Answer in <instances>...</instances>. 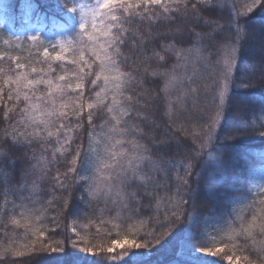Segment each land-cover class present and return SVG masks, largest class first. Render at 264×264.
<instances>
[{
    "label": "snow or ice",
    "instance_id": "6c2138e0",
    "mask_svg": "<svg viewBox=\"0 0 264 264\" xmlns=\"http://www.w3.org/2000/svg\"><path fill=\"white\" fill-rule=\"evenodd\" d=\"M75 4L0 0V17L30 30L15 38V48H23L25 41L39 44L44 59L38 62L48 66L29 71L18 57L0 53V61H11L7 72L0 68V176L5 185L15 175L3 171L9 155L13 168L22 165L16 186L3 190V211L12 217L11 225L34 228L28 251L54 255L62 264H86L88 255L76 252L95 257L93 264H140L143 257L133 249L150 255L158 247L170 249L167 264H187L185 250L217 255L223 247H208L193 228L200 194L206 193L233 205L224 244L240 252L235 264L241 257L246 264H264V180L257 192L248 188L241 196L230 195L225 186L229 167L238 163V146L254 133L264 138V122L259 127L249 122L264 120V102L258 113L245 111L253 103L252 90H264V42L259 59L244 60L245 44L257 34L249 13L259 8L264 14V0H251L240 12L231 0ZM66 14L77 21L71 39L41 40L44 22L57 27ZM4 43L11 48L14 42L10 37ZM233 102L239 107L233 108ZM210 148L218 161L211 185L199 170ZM259 167L264 171V162ZM249 194L259 200H249ZM17 209L22 220L15 218ZM79 211L87 214L85 229L97 219L111 227L106 233L99 227L96 233H81L74 226ZM33 216L38 227L31 224ZM70 218L73 225L65 226L62 239H54ZM2 227L7 235L9 223ZM113 228L117 235L127 230L137 237L146 230L145 238L108 244ZM117 247L121 251L111 255ZM252 250L258 259L245 254ZM11 252L10 247L0 252V264H12ZM226 259L233 264L231 255Z\"/></svg>",
    "mask_w": 264,
    "mask_h": 264
},
{
    "label": "trees",
    "instance_id": "16d2710c",
    "mask_svg": "<svg viewBox=\"0 0 264 264\" xmlns=\"http://www.w3.org/2000/svg\"><path fill=\"white\" fill-rule=\"evenodd\" d=\"M4 3H9L10 0H3ZM40 3H52L54 0H38ZM93 2V0H76V7H80L81 5H87ZM232 3L236 4V11H246L245 4L250 3L251 0H231ZM71 6V5H70ZM230 11V9H229ZM227 15V13H225ZM249 17L253 26L256 29V36L249 39L244 47V60L245 63L259 59L261 55V44L264 42V14H261L260 9L257 8L254 12L249 13ZM223 23V21H221ZM0 24H4L5 26L0 29V53H5V55H11L13 57H18L21 63L26 64L29 67V71L31 67H36L38 70L43 67L45 70H48V66L42 64L38 61H43L44 57L42 55L43 48L37 45H31L27 41L24 42V47L17 49L15 48V38L17 36L24 37L27 32L30 31L27 29V26H22L20 23H11L5 21L3 17H0ZM39 27V26H38ZM77 27V21L70 14H66L63 20H60L57 27H54L50 21H45L42 29L40 30L41 40L45 43L48 41H63L65 39H71L74 35ZM13 40V46L10 48L4 41L9 38ZM51 48V45H48ZM67 51V49H66ZM69 58H71L69 56ZM11 61L5 59L4 61H0V68H3L5 72L8 71L9 65ZM14 68V65H12ZM71 67V66H69ZM3 75L0 74V84H2ZM254 93L253 103H251L246 109V113H252L259 111L261 103L264 102V90L260 88H255L252 90ZM239 107L236 102H233V108ZM3 112L4 107L3 104H0V121L3 120ZM97 125L100 123V119H97ZM254 126L259 127V123L264 122V120H256L252 118L250 121ZM86 124V121H85ZM231 127V123L225 125V128ZM84 143L87 145V131H84ZM79 139H77V143H79ZM74 149V146H73ZM238 163L234 166L229 167L227 172V179L225 182V186L228 188L230 195L232 196H241L245 194V189L250 188L253 193L258 191L259 184L262 180H264V171H262L259 165L264 162V138H261L258 133L252 134L251 138L245 140L238 146ZM51 155L50 153L48 154ZM217 154L210 148L205 151L202 157V165L199 170L202 172L204 177V182L211 185L215 183L216 180V169L218 165L217 159L215 157ZM212 157V158H210ZM70 158V156H69ZM4 157L0 156V160H3ZM227 159V157H225ZM22 165L16 163L13 168V157L9 155L5 162V166L3 168L4 172L14 171L15 175L10 176L9 179L11 181L10 184L5 185L3 182V177L0 176V252H3L5 248H12V252L7 257L8 260L12 262V264H62V261L58 259L56 256H42L31 254L28 249L31 247L32 241L34 237L32 236V232L34 230L33 227H15L11 225L12 217L4 214V199H3V190L5 187H15L16 181L20 176V169ZM64 165L61 164V170H64ZM42 186L45 191L47 190V184L43 182ZM204 185L202 184L201 187ZM27 195V193H25ZM44 198V194H40V199ZM10 201H13L16 204H19L21 201L18 197L14 198L9 196ZM200 216L194 221L193 228L196 230V234H201L204 237L203 242L211 248H220L223 247V252L217 255L208 256L204 262H196V264H228L226 259L227 256L231 255L233 257V264L236 262V256L240 255V252L236 249H233L230 246H225L224 244V236L228 231L227 223L229 222L228 213L233 210V205L230 203H225L222 201L214 200L212 197L208 196L206 193L200 194ZM249 200H259L258 196L248 195ZM25 204L29 203L28 201H24ZM103 205H101L102 207ZM36 208H40L41 204L36 203ZM238 211H242L239 206H236ZM264 207V205H262ZM81 208L83 206L81 205ZM22 210L17 209L16 219H23L20 215ZM100 209L97 208V217H99ZM117 210L112 211V215H116ZM243 214H247L246 210H243ZM49 215V220L51 218V213ZM75 217L76 214L74 213ZM87 214L83 211H79V218H75L74 226L81 233L90 232L96 233V229L101 228L102 232L106 233L107 227H111V225H101L99 220H95L91 223V227L89 229H85L84 225L89 223L86 218ZM207 217L208 222L205 224L203 222V218ZM107 219V216H105ZM4 222L9 223V229L7 235H5L4 229L2 225ZM31 224L38 227V223L36 217L33 216L31 220ZM66 225H73V219H68L63 221L61 227L59 229L60 235L55 236L54 239H62L63 235L66 232ZM117 229L113 228L111 235L106 237L107 243H111V239H117L120 241H129L132 239H143L145 238V231L141 230L140 235L135 236L134 232H129L127 230L120 231L119 235H117ZM68 235H71V232H67ZM251 247V245H250ZM121 249H116L115 252L111 255H116L119 253ZM133 251L138 252L143 259L140 264H167L168 260L171 259V251L170 249L156 248L151 251L149 255L144 250L133 249ZM20 254L17 255L16 253ZM75 255L83 257L84 255H88L86 257V264H93V259L95 257L90 254L85 253H74ZM196 253H190L185 250L184 259L187 264H192L193 261L189 260V257H192ZM245 254H249L252 258L258 259L257 253L255 250L250 252H246ZM240 264H246L241 257ZM259 264V260H258Z\"/></svg>",
    "mask_w": 264,
    "mask_h": 264
},
{
    "label": "rangeland",
    "instance_id": "374dc122",
    "mask_svg": "<svg viewBox=\"0 0 264 264\" xmlns=\"http://www.w3.org/2000/svg\"><path fill=\"white\" fill-rule=\"evenodd\" d=\"M126 246V245H125ZM116 249H121L120 247H117ZM210 257L211 255H207V254H204V253H196L195 255H193L192 257H189V260L190 261H193V258H195V260H196V262L198 263V262H204L205 261V259L207 258V257Z\"/></svg>",
    "mask_w": 264,
    "mask_h": 264
}]
</instances>
